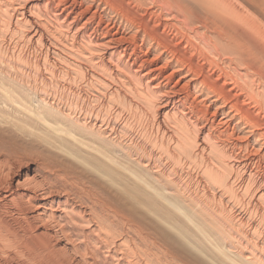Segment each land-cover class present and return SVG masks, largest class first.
I'll use <instances>...</instances> for the list:
<instances>
[{"label":"bare ground","instance_id":"6f19581e","mask_svg":"<svg viewBox=\"0 0 264 264\" xmlns=\"http://www.w3.org/2000/svg\"><path fill=\"white\" fill-rule=\"evenodd\" d=\"M11 240L48 264H264V0H0Z\"/></svg>","mask_w":264,"mask_h":264},{"label":"rangeland","instance_id":"374dc122","mask_svg":"<svg viewBox=\"0 0 264 264\" xmlns=\"http://www.w3.org/2000/svg\"><path fill=\"white\" fill-rule=\"evenodd\" d=\"M13 242L11 240L7 247L0 244V264H48L42 258L32 255V252L24 250L20 243Z\"/></svg>","mask_w":264,"mask_h":264}]
</instances>
